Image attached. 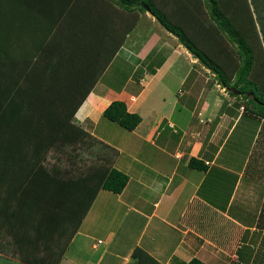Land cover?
<instances>
[{"label":"crops","instance_id":"crops-1","mask_svg":"<svg viewBox=\"0 0 264 264\" xmlns=\"http://www.w3.org/2000/svg\"><path fill=\"white\" fill-rule=\"evenodd\" d=\"M105 10L112 12L119 35L109 66L131 58L141 72L117 90L101 86L106 69L75 117L119 152L114 166L129 182L121 194L100 191L60 264H130L137 248L157 264H264V116L250 113L234 96L226 101L232 90L198 59L179 66L178 91L170 88L174 46L150 51L134 44L138 22H127L126 11L111 3L90 6L86 18L102 22ZM85 26L80 21L74 29L72 20V35L84 37ZM156 49L168 52L160 65L148 60ZM114 101H124L141 117L134 131L117 138V124L103 117Z\"/></svg>","mask_w":264,"mask_h":264},{"label":"trees","instance_id":"trees-1","mask_svg":"<svg viewBox=\"0 0 264 264\" xmlns=\"http://www.w3.org/2000/svg\"><path fill=\"white\" fill-rule=\"evenodd\" d=\"M109 1L127 13H146L148 6L164 29L232 90V96L246 103L247 111L264 116V98L257 95L260 90L264 93V70L258 69L264 67V51L261 43L258 48L254 43V17L247 20L242 15L243 11L251 12L247 0H205L209 19L237 48L236 65L215 34V26L204 25L198 0ZM61 2L0 0V54L5 53L0 58V237L13 239L26 264H60L100 191L121 194L129 182V177L114 166L119 152L86 132L75 117L115 54L98 72L92 69V59L84 47L76 44L68 57L60 55L61 61L55 65L49 62L50 58L59 59L51 54L55 49L62 53V49H50L59 44L55 40L63 19L60 11L70 8ZM73 3L82 6L80 19L90 10L89 5L102 7L104 2ZM252 3L257 18L264 23V0ZM55 6L58 15H49L50 19L47 11H54ZM85 40L79 44L84 45ZM202 41L216 43L217 51L209 52L213 58L204 52L207 46ZM220 56L225 63L219 65L214 59ZM233 79L236 83L229 84ZM103 117L129 132L141 123V117L130 113L123 101L112 102ZM50 159H54L53 164ZM191 164L203 169L197 160ZM67 232L70 237L62 246ZM41 249L45 250L43 257L39 256ZM130 264L157 263L137 248ZM189 264L203 263L193 260Z\"/></svg>","mask_w":264,"mask_h":264},{"label":"rangeland","instance_id":"rangeland-1","mask_svg":"<svg viewBox=\"0 0 264 264\" xmlns=\"http://www.w3.org/2000/svg\"><path fill=\"white\" fill-rule=\"evenodd\" d=\"M63 1L68 3L67 6H70V9H67L68 7H65L63 9V11L62 10L60 11L61 12L60 15L63 16V19L61 20V22L58 25V31L56 32L57 38L55 40V42L56 43L59 42V44L58 45L54 44L50 48V49L59 48L58 49L59 52L62 49V53H56L57 50L55 49V53H51V54L58 55V58L60 55H62L65 58V57H68L69 53H71V51L73 50V48H72L73 44H76L78 47H81V48L83 46L86 53L89 54L91 59H92V61H91L88 58V56L85 54L84 58L86 57L87 60L91 61L90 64L92 65V69L95 68V71H97V69H100V67H102V69L104 70L105 67H107L106 66L107 64L104 65L103 62L105 60H110L111 57L115 54L114 53L115 52L114 51L115 44L118 43L117 41H118V37H119L118 33H116V29H114V25H116L117 22H114L115 19L113 17L112 12H108L107 10H105L106 14L103 17L102 22H98V19H96V21H92L91 24L88 20H90V19L94 20L95 17L89 18L87 20L86 15H84L85 20L78 19L79 22L80 21L82 22V24L84 22H86V24H87V26L82 27L81 33H80V35H82L84 37L79 38L76 34L74 37L72 35L73 34V27H74V29H77L78 24H79V22L75 21L74 18L78 17V15H81V14L83 15L82 6L80 7V11H76L75 10L76 8L74 7L73 0H68L71 2H68L67 0H62V2ZM60 2H61V0H60ZM103 2H104L103 7L104 6L110 7V1L109 0H103ZM247 2H248V0H247ZM100 4H102V2H100ZM54 5H56V4L54 3ZM89 6H91V7L95 6L96 7L98 5L92 4ZM197 6L202 12L201 18L204 19V23H205L204 25L215 26V24L209 19V15L207 13V10H205V8H206L205 0H198ZM235 6H238V5L235 4ZM239 9H241V7H239ZM86 10H87V7H86ZM51 11L52 12L47 11V17L48 18H50L49 15H52V16L55 15V13L57 11L56 6H55L54 11L53 10H51ZM134 12H136V13L134 14L133 12H128V13L126 12V18L128 20L127 22H129V23L131 21H134L135 23L138 22L137 27H136L137 28V32L135 34L136 36H133L134 38L133 37L131 38L135 42L134 44H136V45L138 44V46H143L144 49H146V50L148 49L150 51L152 50V48L155 45H157L156 48L157 47L160 48L162 45H164L166 48H168V50H171L172 47L174 46L175 49L174 50L172 49L170 51V53H173V55H171V57H174L173 61H174V63H176V66L174 67V69L172 71H170L167 74V81H169L167 83H169L170 88H175V90L178 91V87L180 86L179 83L177 82V77L179 76V73H180L178 71L179 66H181V64L184 61L186 63L190 62V64L192 65L194 62L193 60H195L196 58H193L192 57L193 55L191 56L190 55L191 53H189V51L184 46L179 44L176 39L172 38L171 36H173V35L168 33L165 29H163V27L157 22V20L148 11L146 13L140 12V10H136ZM250 13L248 11H243L242 15L244 17H247L246 18L247 20H250V18L253 17L252 11ZM56 15H58V14L56 13ZM88 17H90V16H88ZM43 18H44V15H43ZM72 20H73V27H72ZM99 24L101 25L100 27H99ZM254 24H256V28H257V31H256L257 35L255 36L256 39H255L254 43L256 45V48H258V47H260V43L261 44L263 43L264 23H263V21H260V19H258L257 16H255V13H254ZM103 27H104V29L102 30ZM214 31H215V34L218 36L219 40L221 41L222 47H225L230 52L232 57L236 59V61L233 62V64L236 65V63L238 61L236 46L229 43L219 33L216 26L214 27ZM74 32L78 33L79 31L75 30ZM89 36H91L93 38V40H92L90 37L91 42H89V40L87 39V38H89ZM82 38H86V40L84 41L86 44L84 43V45L79 44V43L82 44ZM253 39H254V37H253ZM212 42L209 43V42L202 41V43L205 46H207L206 47L207 50H204V52H206L210 57H212L209 54L210 51L211 52L217 51L216 50L217 48L215 46L216 43H212ZM60 44H62V45L64 44V46H62ZM167 53L168 52L164 49H159V50L156 49V50H154V52L150 53V55H148L149 58L148 57L147 58H148L149 62H151L150 60H153L154 64L160 65L162 63V61L164 60V57L166 56ZM4 54L5 53H1L0 58ZM187 54H189L190 57H188ZM218 59H214V60L217 61L219 63V65L225 63V61L223 60V58L221 56L218 57ZM148 60L146 62V67L148 66V63H149ZM229 60L230 59H227L226 62H229ZM59 61H61L60 58L57 60L50 58V60H49V62H51L52 65H55L56 62H59ZM130 61H132L131 58H129L128 63H122L121 60H116V62L113 63L111 65V67L109 66L108 68H106L107 72L105 73V75L103 76V78L100 82L101 86L102 87L113 86L115 89L120 90L122 85H124V82H126L131 75L137 73L136 78L139 77V75H140L139 72H141V69H139L138 68L139 66H138L137 67L138 70H136V67H135L136 64L134 62H130ZM258 69H262L261 65L259 66ZM195 72H197V71H195ZM100 75H102V71H101ZM263 80H264V78L262 79V83H263ZM235 83H236L235 79H233L229 82V84H232V85H234ZM261 86H263V85L261 84ZM255 88L256 87L253 86L252 89L254 90ZM100 90H102V89H100ZM176 91H175V93H176ZM227 95L229 98L226 101H230V98H233V97H231L232 95H230V94H227ZM257 95L261 99L264 98V93L262 92V90L258 91ZM242 104L246 105V103L243 101H242ZM226 105H227V102H226ZM127 108H128V106H127ZM244 109L245 108L242 107L241 111L244 112ZM104 122H108L109 124H112L111 122H109L107 120ZM89 123H91V121H87L86 125ZM112 127L116 128L115 130H113V132H115L113 135H115L116 138L120 135L121 132H125L124 131L125 129L118 126V125L112 124ZM50 160H51L50 163L53 164L54 159H50ZM69 237H70V232H67L63 236V239H61L62 241L60 240L62 246H64L65 242L68 240ZM61 244H60V247H62ZM54 247L57 248V246H54ZM60 247H58L57 250L61 251ZM44 255H45V250L41 249L39 252V256L43 257ZM54 259L56 260L55 257H54ZM0 264H26L22 261L21 253H19V251L15 247V245L13 243V239L10 236H7L5 238L0 237Z\"/></svg>","mask_w":264,"mask_h":264},{"label":"water","instance_id":"water-1","mask_svg":"<svg viewBox=\"0 0 264 264\" xmlns=\"http://www.w3.org/2000/svg\"><path fill=\"white\" fill-rule=\"evenodd\" d=\"M145 8H146V10L149 12V10H150L149 7H148V6H145Z\"/></svg>","mask_w":264,"mask_h":264}]
</instances>
